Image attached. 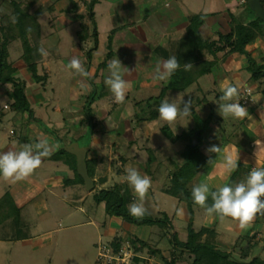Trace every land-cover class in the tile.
<instances>
[{"label":"crops","instance_id":"1","mask_svg":"<svg viewBox=\"0 0 264 264\" xmlns=\"http://www.w3.org/2000/svg\"><path fill=\"white\" fill-rule=\"evenodd\" d=\"M76 1L67 0L65 8L57 6L52 33L59 34L58 45L64 38L61 33L72 23L63 22L70 10L67 16L78 22V28L82 23L92 26L91 19L84 17L86 1ZM247 2L225 0V9L216 12L214 0H96L95 49L90 51L93 37L78 39L79 29L71 38L69 52L63 54L59 46H47L52 53L38 63L39 73L45 74L47 83L56 58L65 66L70 88L64 103L58 100L50 110L40 90L26 94L32 111L15 109L12 99L1 107L0 128L5 130L4 123L10 124L7 132L12 139L0 136V154L21 151L25 144L34 146L45 138L52 154L43 157L41 165L23 180L13 182L0 176V252H9L11 260L17 257L19 264H24V249L35 258L46 252L49 264H95L102 238L112 242L129 239L146 256L139 259V264H168L162 256L169 257L174 250L181 252L175 238L203 241L208 234L200 235L199 230L206 227L214 231L211 239L222 253H208L194 264H264V214H256L249 226L241 229L239 221L230 216L207 214L192 197L195 185L207 183L210 190H216L227 185L235 172L229 181L234 187L246 181L253 167H264V28ZM98 9L116 24L107 33L104 49L95 56L100 48ZM202 13L206 15L203 23L194 25L191 17ZM231 13L244 25L260 20L257 35L243 49L228 51L225 47L214 55L213 51L201 54L196 47L193 54L203 55L201 58L209 62L207 71H194L189 77L175 74L168 82L154 78L157 66L171 57L173 39H180L183 49L195 40L192 36L196 29L205 39H216L218 31L229 30ZM114 27L118 29L109 38ZM73 58L80 60L87 75L69 67ZM114 59L120 60L122 78L131 84L123 103L114 101L105 83L110 75L108 64ZM255 70L263 73L254 76ZM28 75L27 79L33 81ZM225 81L238 87V97L227 103L238 100L248 110L249 116L243 120L219 114V105L226 103L220 100ZM247 88L251 94L245 102L242 98ZM255 97H260L257 103L252 102ZM182 98L191 99L190 115H179L171 124L161 120V102L167 100L182 107ZM73 142L88 146L85 158L94 180L92 189L86 188L78 172L77 155L66 149ZM212 145L220 151H207ZM190 146L206 157L185 184L191 204L166 191L172 183L170 174L186 162ZM229 154L238 156L237 167L231 172L226 168ZM129 166L151 179L142 203L147 213L159 219L137 222L108 213L106 201L96 198L100 190L118 186L121 191L127 189L128 207L131 202L141 203L126 179ZM94 250L97 253L90 259ZM183 252L186 256L187 251Z\"/></svg>","mask_w":264,"mask_h":264},{"label":"trees","instance_id":"2","mask_svg":"<svg viewBox=\"0 0 264 264\" xmlns=\"http://www.w3.org/2000/svg\"><path fill=\"white\" fill-rule=\"evenodd\" d=\"M27 1L29 0H10V8H0V86L11 84L12 88L9 90L8 95L12 99L11 105L15 109H27L32 111L25 92V81L17 76V68L13 66L9 59V48L11 43L20 39L23 48L24 62L28 72L33 80L37 82L44 81L45 74H41L38 71L39 59L43 56L41 54V50H43V47H41L43 36L39 21L37 20L36 14L32 8L33 3L35 2L34 0H30V2ZM95 1L96 0L86 2L87 10L90 14L92 22L91 30L88 28L87 24L82 23L81 28L77 31V37L79 40H85L91 36L93 37L95 45L90 48V51L96 47L98 43V29L93 13ZM205 16L206 15L203 13L195 14L190 20L192 22L194 21V25L199 26V24L203 23ZM260 20L255 21L251 25H244L238 22L234 14L231 13L229 30L225 32L218 31L216 39H205L201 36L198 29L194 31L195 37L192 36V39L195 40L189 41V45L186 46L185 49L182 48L184 45L181 44L182 41L180 39H173L170 43V56L176 57L177 61L180 63V68L172 75L176 74L181 77L186 73L187 77H189L194 71L198 73L207 71L208 68L206 65L209 64V62L204 61V59L201 58L203 55L200 57L198 54H193L194 48L196 47H198L201 54H204L203 52L205 51H213L214 55L225 47L228 48V51H238L243 49L246 44L257 35L258 30L260 29ZM115 30L116 28L111 30L109 38L113 36ZM186 55H189L191 57L190 59L193 58L195 60L194 57H197L199 60L193 61L186 59L184 57ZM188 63L191 64V67L188 70H185V64ZM256 71L257 70L253 72L254 76L263 73L262 71ZM169 84L171 86L174 85L172 81H170ZM157 99H159V97ZM159 101L160 100H155L157 103H159ZM211 118L212 114H210L207 120L209 121ZM197 149V147H189L186 162L170 174L172 183L166 187L167 192L180 199L188 201L189 204H191L189 201V191L185 187V184L189 177L206 161V157L202 155L200 156V153L198 154L196 151ZM234 173L230 176L229 181L232 179ZM229 181L227 185L233 187V185L229 184ZM126 193L127 189L121 191L117 186L111 189L100 190L98 194H96V198L98 200L106 201V209L108 213L121 214L126 218L128 217L137 222H147L159 219L158 216H152L146 211L142 217L132 216L126 203ZM212 203L213 201L209 195L207 199V206H210ZM204 232L208 234V237L203 241L198 238L194 241L182 242L175 238V242L179 245L181 252L177 253L174 250L170 252L169 257L162 256L163 260L168 264H178L179 261L184 262V264H194L208 253L221 255L222 252L216 248L214 241L211 239L214 231L210 228L202 227L199 230V234L201 235ZM183 250L187 251L186 256L184 255Z\"/></svg>","mask_w":264,"mask_h":264},{"label":"clouds","instance_id":"3","mask_svg":"<svg viewBox=\"0 0 264 264\" xmlns=\"http://www.w3.org/2000/svg\"><path fill=\"white\" fill-rule=\"evenodd\" d=\"M42 55L46 53L41 50ZM121 62L114 59L109 62V77L105 81L110 91L113 93L116 103H123L127 91L131 89V84L122 78ZM69 67L77 72L87 75L84 71L80 60L73 58ZM162 67V71H161ZM191 64H185V70H188ZM180 68V63L175 56L170 57L163 62L162 66H157V75L155 79L168 82L172 74ZM222 95L220 97L222 103L219 105V114L223 117L232 116L243 120L249 116L248 110L242 106L238 100L232 101L234 97H238V87L225 81L221 86ZM260 97L252 99L253 103H257ZM182 107L175 103H169L167 100L161 102L158 113L161 120L171 124L179 115L185 117L191 113V99L181 100ZM35 149V151H34ZM209 152H219V147L212 145L207 149ZM52 154V149L47 143V139L40 140L34 146L25 144L21 151H8L0 154V176L5 180L13 182L23 180L30 176L41 163L42 158ZM238 156L229 154L226 157V168L229 172L237 167ZM126 179L132 186L134 193L141 203H132L129 212L134 217H142L146 211L143 206L148 189L151 187V179L147 176H141L134 167H127ZM211 196L213 203L207 206L208 196ZM193 202L200 207L206 209L207 214L213 213L221 216H230L239 221V226L244 229L253 221L256 214H264V167H253L248 174L245 182H239L234 187L224 185L210 190L207 183H201L192 188Z\"/></svg>","mask_w":264,"mask_h":264},{"label":"rangeland","instance_id":"4","mask_svg":"<svg viewBox=\"0 0 264 264\" xmlns=\"http://www.w3.org/2000/svg\"><path fill=\"white\" fill-rule=\"evenodd\" d=\"M65 1V2H64ZM34 0L35 3H33L32 5V8H33V11L35 12L36 14V17H37V20L39 21V24H40V28H41V33H42V36H43V41H42V44H41V47H43V50L44 52L46 53V55H43L40 59H39V62L42 61V59H44V57H50L49 55L52 53L48 50L47 46L49 45H56L55 47L60 48L61 52L63 54L64 51L66 52H69L70 51V45H71V38H73L75 36V31L78 28V22L77 21H72L69 16H67V14L69 15V13L71 12V10L65 14L64 18H63V22L64 24L65 23H68V22H72L70 24H68V29H65L63 33H61V35H64L62 38L63 40L61 41V43L58 45V42L60 41V36L59 34L53 32L52 31L54 30L52 28V24H53V20H54V14H55V11L57 10V6L59 5H62L63 8H65L67 6V0ZM79 0H77L76 2L78 3ZM82 1V0H80ZM86 2H90L92 0H84ZM223 1L225 0H214V11H221L225 8H223L224 4ZM27 2H30L27 1ZM57 2L59 3L57 5ZM71 3H73V0H70ZM96 2V1H95ZM263 3V2H262ZM76 4V3H75ZM248 6H249V3L247 2ZM11 5H10V0H0V8L1 9H7V8H10ZM249 8L251 10H253L250 6ZM97 8H95L96 10ZM104 9V7L101 8V10ZM99 10V9H98ZM93 12H94V6H93ZM85 15L84 17L85 18H91L90 17V14L87 11H85ZM96 19H97V23H98V28H99V41H100V48L99 50L96 51L95 53V56H97L100 51H102L104 49V43L106 42V37H107V33L109 31V29H111L112 26H115L116 22H113L112 21V18L111 20L108 18H105L104 17V14L102 12H99L96 14ZM132 17H135L136 14L135 13H131L130 14ZM121 16V15H120ZM75 17H78V13H76ZM74 18V16H73ZM112 21V22H111ZM110 26V27H109ZM81 27V26H80ZM92 26H90V30H91ZM116 28L115 31H117L118 27H114ZM113 28V29H114ZM66 32H68L66 34ZM115 33V32H114ZM113 33V34H114ZM92 37V36H91ZM44 43H46L44 45ZM95 45V42L93 44V46ZM58 48V49H59ZM95 49V47L93 48ZM10 50V61L12 62L13 66L15 68H17V73L19 74V76L25 81V84H26V94H33L32 92H40L41 91V94L45 95L46 96V100H45V103L48 105V109H52L55 105V103L59 100L60 104H63L64 103V100L66 99L67 97V91H69V88H70V82H69V76L66 75L64 73V64L61 63V61H58L56 58V60H52V72L50 74V76L48 77V81L47 83L45 81L43 82H37V81H31L29 79H27L26 75H28V70L26 68V65H25V62H24V57H23V48H22V43H21V40L20 39H17L15 41H13L11 43V46L9 48ZM64 62V61H62ZM39 70L42 71L41 67H39ZM26 72V73H24ZM30 78V77H29ZM46 83V84H45ZM9 86H11L10 84H6V85H3V86H0V110L1 107H3V104L7 101V102H10V97L5 95V93L7 92H4L6 89L8 90L9 89ZM38 88V89H37ZM6 90V91H7ZM10 90V89H9ZM8 90V92H9ZM40 90V91H39ZM35 96V94H34ZM8 104V103H7ZM5 111H10V110H5ZM3 124H0V126L2 127ZM10 127V124H5L4 123V129L5 130H2L0 128V136H7L9 137L8 139L11 140L12 137L10 134H8L9 132H7L8 128ZM186 156H187V153H186ZM194 158V157H192ZM160 166H161V163H160ZM176 169H173V171H175ZM172 171V172H173ZM132 204V202H131ZM129 205V204H128ZM102 242H109L111 243L112 240H106L105 238H102V240H100ZM115 243H117L118 241L117 240H114ZM113 243V242H112ZM96 247V245H95ZM13 253V252H12ZM95 253H97V250H94L90 259H93ZM9 252H7V254H5V252H0V264H19V262H17V257H16V260L13 256V260H11V258L9 257ZM15 254V252H14ZM31 254V251L28 249H24L23 252H21V255L22 257L24 258L23 263L24 264H39L38 262H40V264H49V258H46V256L48 255L46 252H43L41 254H39V256L37 258H35V256L31 257L30 256ZM7 257V258H6ZM10 260L11 263L8 262V259Z\"/></svg>","mask_w":264,"mask_h":264},{"label":"built area","instance_id":"5","mask_svg":"<svg viewBox=\"0 0 264 264\" xmlns=\"http://www.w3.org/2000/svg\"><path fill=\"white\" fill-rule=\"evenodd\" d=\"M251 89H246V95L243 96V101L250 100ZM138 250L136 243L126 239L115 242L98 243V253L95 264H139V259H144Z\"/></svg>","mask_w":264,"mask_h":264},{"label":"water","instance_id":"6","mask_svg":"<svg viewBox=\"0 0 264 264\" xmlns=\"http://www.w3.org/2000/svg\"><path fill=\"white\" fill-rule=\"evenodd\" d=\"M262 2H264V0H248L249 6L255 12L256 18L262 20L261 27L264 28V3H262ZM195 143H196V136H195V140H194L193 145H195ZM68 146H70V147H67L66 149L77 155L78 172L83 177L86 188L92 189L94 187V180L89 175L87 162H86V158H85L88 146L87 147H81L74 142L71 144H68ZM72 147H78L81 150H73Z\"/></svg>","mask_w":264,"mask_h":264}]
</instances>
